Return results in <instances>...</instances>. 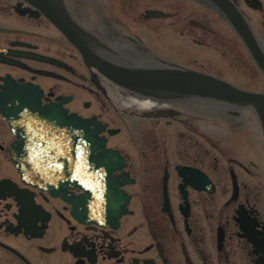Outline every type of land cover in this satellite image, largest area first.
Returning <instances> with one entry per match:
<instances>
[{
  "label": "flooded vegetation",
  "instance_id": "1",
  "mask_svg": "<svg viewBox=\"0 0 264 264\" xmlns=\"http://www.w3.org/2000/svg\"><path fill=\"white\" fill-rule=\"evenodd\" d=\"M49 1L105 65L264 96V0ZM225 108L251 109L262 139H212ZM75 116L96 138L77 159ZM0 264H264L254 109L122 88L28 1L0 0Z\"/></svg>",
  "mask_w": 264,
  "mask_h": 264
},
{
  "label": "water",
  "instance_id": "2",
  "mask_svg": "<svg viewBox=\"0 0 264 264\" xmlns=\"http://www.w3.org/2000/svg\"><path fill=\"white\" fill-rule=\"evenodd\" d=\"M26 1L36 7L42 15L75 47L87 65L103 72L111 81L120 87L136 93L198 97L242 108L250 107L254 109L257 115L264 139V96L239 91L224 82L193 72H129L105 65L91 55L89 48L84 43V39H86L84 34L71 21L60 1H57L54 4L49 0ZM250 49L257 63L261 66V69L264 72V62L255 52V48L250 47ZM14 113L17 115L15 118L10 119V122L13 131L15 134H18V111L14 110ZM72 124L75 152L74 158L77 159V157L80 154L82 155L84 152L82 148L84 139H90V144L94 145L96 142H94L93 139L96 138L93 132H89V134L86 133L87 127L93 125L92 122L81 120L75 116L72 118ZM89 150L92 151V149ZM80 158L81 156L79 159ZM75 178H81V175L75 174Z\"/></svg>",
  "mask_w": 264,
  "mask_h": 264
},
{
  "label": "rangeland",
  "instance_id": "3",
  "mask_svg": "<svg viewBox=\"0 0 264 264\" xmlns=\"http://www.w3.org/2000/svg\"><path fill=\"white\" fill-rule=\"evenodd\" d=\"M227 81L231 82V83H241L240 81H237L235 79H226ZM224 109V108H223ZM226 110H224V112H220L218 111V117L220 118L221 115H227L226 118H224V120H220L217 123V131L215 134V137H213L212 139H262V136L260 137V131H259V127H258V123L256 120V117L254 115V113L251 111V109H249V111H244L242 114V118L243 119V123L239 121V119L237 118V114H235V116H233L231 113H236L235 109H228L225 108ZM228 113H230L232 116H229ZM210 131H208V133L206 134V139H209ZM189 137L191 138H187V136L184 139H194V136L189 135ZM169 139H182L180 134L177 133L173 136V138H169ZM204 139V138H202Z\"/></svg>",
  "mask_w": 264,
  "mask_h": 264
},
{
  "label": "bare ground",
  "instance_id": "4",
  "mask_svg": "<svg viewBox=\"0 0 264 264\" xmlns=\"http://www.w3.org/2000/svg\"><path fill=\"white\" fill-rule=\"evenodd\" d=\"M217 107L221 108L222 106H220V104H218Z\"/></svg>",
  "mask_w": 264,
  "mask_h": 264
}]
</instances>
